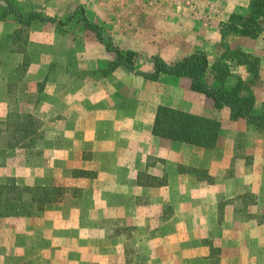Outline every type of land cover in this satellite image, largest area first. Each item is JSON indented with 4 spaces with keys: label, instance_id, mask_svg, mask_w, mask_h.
Masks as SVG:
<instances>
[{
    "label": "crops",
    "instance_id": "1",
    "mask_svg": "<svg viewBox=\"0 0 264 264\" xmlns=\"http://www.w3.org/2000/svg\"><path fill=\"white\" fill-rule=\"evenodd\" d=\"M2 6L7 7L8 2ZM238 11L241 9H232L223 18L211 20L209 26L204 23V27L197 25L196 29L187 30L185 40L175 31L150 41L142 37H135L131 43L121 41L125 48L118 46L120 49L138 53L135 71L122 65L109 69L114 54L105 48L109 57L104 62L101 60L102 69L106 68L102 70L105 78L101 82L88 76L82 67L62 68L67 53L66 38L55 31L52 21L33 20L28 25L42 26L44 31L34 30L26 49H0V61L10 64L9 70H0V122L7 121L14 102L9 98L12 88L8 81L18 79L20 71L16 68L23 64L25 54L31 53L34 59L26 66L22 78L27 83L23 88L26 97L17 101L18 104L31 117L35 112L40 114L44 125L38 131L46 128L45 123L54 126L45 129V138L60 134V138L70 137L77 142L73 150L61 146L48 148V157H58L65 163L56 165L48 159L43 170L49 174L58 171L59 176L73 167L82 173L90 171L87 183L91 187L92 202L107 203L111 213L114 205H125L128 210L125 215L128 213L145 222L156 221L158 233L163 236V229L164 237L170 238L171 258L165 262L154 259L138 264H264V127H257L242 117L233 119L228 106L217 108L213 99L193 90L187 76L165 72L156 78L143 75L154 71V55L172 63L202 51L212 65L210 58L216 56L215 46L221 40L219 25ZM16 21L17 26L10 25V21L0 23L2 27L12 28L6 30L10 33L6 35L1 30L0 38L11 39L13 29L26 26L17 18ZM103 37L112 43L104 32ZM224 41L235 46L244 44L247 47L241 49L249 53L254 51V42L256 46L261 45L259 39L252 41L248 36L234 34L226 36ZM140 54L148 56L147 60L139 59ZM237 67L242 70H234L235 78L250 77L245 66ZM95 71L98 70H90L92 74ZM258 75L260 82L251 84L255 96L253 115L264 113V82L261 81L264 70H259ZM19 87L13 90L20 91ZM160 106L213 120L217 123L215 140L202 145L154 134L152 126ZM70 160L72 165L67 166ZM24 167L17 166L15 174L20 176ZM45 181L42 185L48 186L52 179ZM142 203L150 204L151 211L142 208ZM0 221V264H115V260L109 259L101 262L96 259L93 263L84 260L80 242L70 244L64 240L52 247L54 243H50V235L46 236L45 227L43 236L28 235L20 240L27 241L19 246L20 254L11 241L3 243L1 235L10 239L12 233ZM146 228L140 230L144 249L149 247ZM63 231L58 229L59 234ZM68 232L69 236L83 234L77 228H68ZM158 240L155 247L161 244ZM73 250L78 253L72 259Z\"/></svg>",
    "mask_w": 264,
    "mask_h": 264
},
{
    "label": "rangeland",
    "instance_id": "2",
    "mask_svg": "<svg viewBox=\"0 0 264 264\" xmlns=\"http://www.w3.org/2000/svg\"><path fill=\"white\" fill-rule=\"evenodd\" d=\"M2 2L13 4L22 13L36 11L43 16L58 17L64 21L69 13L83 7L87 17L103 27L105 38L109 37L113 45L118 44L117 46L125 48L120 43L123 40L131 43L135 37H142L150 41L163 38L164 35L175 31L178 32L179 38L185 40L187 30H194L197 25L204 27V23L209 26L211 20L221 18L232 9H241L238 12H244L250 0H0V15L4 16L0 23L7 24V21H10L12 25L17 22L15 13L9 10L8 6H2ZM3 21L5 23H2ZM80 22V12H77L71 21L63 25L53 24L55 31L66 38L67 53L62 61L64 65L62 68L75 70L74 68L82 67V70H87L88 76L92 75L101 82L105 78L102 70H106L102 69L104 64L101 60L104 62V58L109 55L104 45L96 40L92 32L85 30ZM41 27L32 25L15 28L18 31L13 29L10 35L13 38H0V49L6 51L26 49L34 30L43 33L44 29ZM8 29L12 28L0 25L3 35L10 34L6 31ZM248 38L252 41L259 39L261 44L256 46L254 42V51L250 52L255 57L253 71L257 75L252 78L251 83H259V70H264V27L257 37ZM146 41L144 42L147 46L149 43ZM229 45L239 49L247 47L244 44ZM146 57L140 54L139 59L145 60ZM22 59L23 64L16 68L20 71L17 81H8L12 88L9 98L14 99V102L10 107L7 121L0 122V217H2L0 220L11 228L12 233L10 239L1 235L3 243L9 244L7 241H11L18 253L22 254L19 246L22 247L27 241L20 240L28 235L43 236L42 228L45 227L46 236L50 235V243H54L52 247H56L59 242H65L64 240L70 244L80 242L82 258L91 260L92 263L96 259L100 262L109 259L115 260V264H123L124 261L126 264H138L139 261L150 262L154 259L165 262L171 258L170 238L164 237L166 234L163 229L162 233L165 235L161 236V233H158L160 228L156 230V221L145 222L138 217H131L128 213L125 215L128 210L122 204L114 205L112 207L114 212L111 213L110 205L107 203L92 202V198L89 197L91 187L87 183L91 178L90 171L82 173L73 167L59 176L58 171L49 174L43 170L44 162L48 159L56 162V165L65 163L58 157L52 159L48 157L46 155L48 148L61 146L73 150L77 142L70 137L60 138V134H51V138H45V129L54 126L45 123L46 128L38 131L44 125L40 121V114L35 112L31 117L25 107L18 104L17 101L26 97L23 88L27 83L22 78L26 66L34 56L26 53ZM214 59L215 57L210 58L211 64ZM9 69L10 64L7 61H0V70ZM90 70L98 71L92 74ZM232 70L233 73L226 80L227 87L236 81L234 70L242 69L230 63V71ZM204 81L210 86L218 84L209 72L205 74ZM261 81L264 82V79ZM17 86H20V91L13 90ZM206 97L212 99L208 95ZM70 159H73V155ZM72 162L73 160L67 161V166L72 165ZM19 165H25V171L17 176L15 170ZM23 174H27L26 177ZM49 178L52 179L50 184L42 185ZM140 206L151 211L150 204L142 203ZM145 226L149 247L144 249L140 230ZM68 228L80 229L83 234L69 236ZM58 229L64 231L59 234ZM73 238L75 239L72 240ZM156 238L162 245L158 244L155 247ZM74 251L71 252L72 259L78 253ZM59 254L64 257L63 252ZM42 258L39 257L40 260H43Z\"/></svg>",
    "mask_w": 264,
    "mask_h": 264
},
{
    "label": "trees",
    "instance_id": "3",
    "mask_svg": "<svg viewBox=\"0 0 264 264\" xmlns=\"http://www.w3.org/2000/svg\"><path fill=\"white\" fill-rule=\"evenodd\" d=\"M8 7L15 13L17 20L26 26L33 20L52 21L63 25L67 21H71L77 12H80V21L84 29L93 32L106 50L114 54L109 69L122 65L129 71H135L134 64L138 53L133 50L120 49L105 40L102 27L88 20L82 7L74 10L66 17L65 21L43 16L36 11L22 13L11 3H8ZM3 18L4 16L0 15V19ZM263 27L264 0H250L244 12L231 13L226 21L220 23L221 40L215 46L216 56L212 65L209 64L207 55L202 51H195L172 63H167L159 56L154 55L152 56L154 71L143 75L156 78L159 73L165 72L176 76H187L190 78L193 90L212 97L217 108L228 106L233 119L242 117L257 127H264V113L261 115L252 114L255 96L251 88V80L253 77H257L253 71L255 57L239 48H232L224 41V38L230 34L257 37ZM230 63L245 66L250 77L244 80L237 76L235 83L227 87L226 80L231 75ZM207 72L218 82L216 86L205 83L204 76ZM216 130L217 123L213 120L163 106L158 107L152 126V131L156 135L202 145H209L215 140Z\"/></svg>",
    "mask_w": 264,
    "mask_h": 264
},
{
    "label": "water",
    "instance_id": "4",
    "mask_svg": "<svg viewBox=\"0 0 264 264\" xmlns=\"http://www.w3.org/2000/svg\"><path fill=\"white\" fill-rule=\"evenodd\" d=\"M3 4H5L4 2H2Z\"/></svg>",
    "mask_w": 264,
    "mask_h": 264
}]
</instances>
